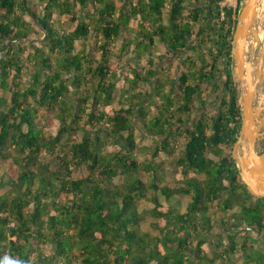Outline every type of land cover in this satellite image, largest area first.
<instances>
[{"label": "trees", "instance_id": "trees-1", "mask_svg": "<svg viewBox=\"0 0 264 264\" xmlns=\"http://www.w3.org/2000/svg\"><path fill=\"white\" fill-rule=\"evenodd\" d=\"M124 1L27 0L44 28L41 33L23 0H0V264H217L215 255L209 256L205 235L220 229L215 224L225 225L223 215L230 219L259 211L247 208L253 197L231 158L240 130L230 72L238 11L232 16L221 8L224 0H195L205 2L211 20L207 39L202 27L196 33L198 42L211 45L210 57H174L179 59L177 72L157 77L158 64L144 59L141 40L147 36L142 34L140 5L137 9L131 2L129 11L112 8ZM236 1L239 10L243 0ZM82 11L91 17H82ZM111 12L116 13L112 26ZM192 12V22L205 18L199 8ZM54 15L66 18L73 30L56 29ZM106 19L110 27L103 24ZM168 28L161 27L162 43L172 51L184 48L191 37L189 25L179 35L177 28ZM98 34L105 42L93 43L99 54L93 62L85 52ZM122 36L121 47L112 54L117 70L108 46ZM25 37L32 41H18ZM76 42L82 46L79 51ZM220 79L226 111L191 119L198 111L194 102L204 109ZM151 111L154 116L147 120ZM40 118L52 120L48 136ZM137 129L138 140L146 139L142 146ZM161 155L172 158L167 167L172 179L165 175ZM80 169L86 176L73 179ZM175 196L189 197L183 213L170 205ZM144 203L150 207L141 208ZM147 219L157 235L140 229ZM256 221L259 226L260 219ZM237 245L230 253L239 250ZM241 251L246 263L264 264L261 248Z\"/></svg>", "mask_w": 264, "mask_h": 264}, {"label": "flooded vegetation", "instance_id": "flooded-vegetation-1", "mask_svg": "<svg viewBox=\"0 0 264 264\" xmlns=\"http://www.w3.org/2000/svg\"><path fill=\"white\" fill-rule=\"evenodd\" d=\"M133 1L135 2V6L137 7V9H138V6L140 5L139 10L142 12V16L140 20V23L143 26L142 34L144 35L146 34L145 36H147L146 38H142L143 39L142 43L144 41V46L146 45L145 56L148 59L155 57L153 53H151L152 51L151 48L153 49L155 43L158 42L159 45L161 46L164 45L159 38V35L162 33L161 27L164 28V30L169 29L168 27H171V26L174 28H177L174 31H176V34L179 35L181 33L180 29L183 28L184 24L189 25V32L191 34V37L188 40V43L184 48H178L176 51L175 50L172 51L168 49L167 51L168 56H171L174 58V57L179 56V52H180V54L181 53L184 55L186 54L185 58L187 57L190 59H193V58L209 59L210 57L209 49H211V45H209L207 49L204 45H202V41L198 42L196 40V33H197V28L202 27L205 30L204 39H207L211 35V29H210L211 26L207 22H205V25H202L204 19L196 23L191 21L190 16L192 14L190 12V7H191V2L195 0L193 1L192 0H141L142 1L141 3L137 2L139 0H125L124 3H121L119 7H116V8L112 7V8H114L116 11H120V10L129 11L130 8L133 7V5H131L132 4L131 2ZM126 2L127 4H125ZM173 4H175L176 6L175 11L172 10V8L174 7ZM193 4H197V2H194ZM237 9H238V4H237ZM173 12H176L177 14L173 16ZM111 13H112V19H111L112 21H110V25L112 26V25H115L116 23V20H115L116 13L115 12H111ZM80 15H82V17L84 18L88 17V15L87 14L85 15L83 11L82 13H80ZM172 18L175 19V22L172 20ZM151 36H153V38H151ZM113 38L114 37L111 36L109 40L112 41ZM150 38L152 39V42H150ZM197 44H199L198 47L196 46ZM196 47L199 48L198 54L193 53V49L196 50L197 49ZM230 72H231V80L234 85L231 62H230ZM222 81L223 79H220V87L218 88V91L216 92V94L212 95L210 91L209 92L210 96L207 97V103H206L205 109L211 108L210 111L212 112V115L210 114L208 118H211V116L213 117L215 114L217 115L218 112L220 113V112L226 111V109L223 108L221 104L222 94H223L222 92L224 88L222 86L223 84ZM235 91L237 93V98H238V109L237 111H235L236 114L234 117L235 119H240V128H241L242 114H241V105H240V100H239V94L241 93V90H237L235 88ZM262 97H264V82L257 88L254 94L253 105H252L253 108L257 109V108L263 107L264 105L263 103L260 104V107H259V102ZM195 100L196 99H194V101ZM194 105H197L196 106L198 108L197 109L198 111H196V114H197L198 112H200L199 109H202V108L198 107L199 106L198 101H195ZM263 114H264V110L261 111L260 117H262ZM233 115H234V112H233ZM262 199L264 198L253 197V198H250L249 201L246 203L247 208L249 209L259 208L258 213L254 212L246 216H242L241 214L239 216V214H237L238 216L236 215L235 218H230V219L226 215H223L222 221L223 223H225V225H223V227H220V229L214 227V232H213L214 234L205 235L204 237V239L206 240L205 245L208 247L209 253H212L218 259L217 262H219L220 264H260L259 261H250L246 263V258L242 254L241 249L242 250L244 249L246 250L254 249L255 250V245H252L251 243V238H252L251 234L260 238L258 235L254 233L255 231H258L257 227L260 226L259 228H261V231H262V233H259V231L258 233L264 234V200ZM236 204L238 205V210L241 211L240 206L243 204V200H239ZM211 213L212 211L210 212V214ZM213 215L211 217L214 219L215 217ZM257 219H260L259 226L256 224ZM229 237H232V238L230 242L228 243ZM234 243L238 244L236 247L239 250H233L230 253V248L232 247ZM221 254H224V256L221 257Z\"/></svg>", "mask_w": 264, "mask_h": 264}, {"label": "water", "instance_id": "water-1", "mask_svg": "<svg viewBox=\"0 0 264 264\" xmlns=\"http://www.w3.org/2000/svg\"><path fill=\"white\" fill-rule=\"evenodd\" d=\"M23 7L35 27L45 33L29 10L27 0H23ZM47 37L45 34L43 38ZM231 68L234 86L241 90L239 100L242 114L241 128L232 146L231 158L248 193L255 198H264V147H260L264 142V114L260 117L264 105L257 109L252 106L254 94L264 82V0H243L241 3L232 38ZM262 103L264 97L259 107ZM255 234L264 241V234L257 231Z\"/></svg>", "mask_w": 264, "mask_h": 264}, {"label": "rangeland", "instance_id": "rangeland-1", "mask_svg": "<svg viewBox=\"0 0 264 264\" xmlns=\"http://www.w3.org/2000/svg\"><path fill=\"white\" fill-rule=\"evenodd\" d=\"M34 3H37V0H34ZM192 3H194V1L192 2ZM121 5V3L120 2H118V5L116 6V7H119ZM77 9L78 10H81L80 8H78L77 7ZM112 11V10H111ZM84 12H86V10H84ZM86 15V14H85ZM88 16H90V14H88ZM91 17V16H90ZM27 18V17H26ZM66 18H60V17H57V15H55L53 18H52V21H53V25H54V27L56 28V29H59V30H63V31H65V32H70V31H72L73 30V24L72 23H69V21H67V20H65ZM203 19V18H202ZM201 19V20H202ZM91 20H92V18H87V19H85V22L86 23H90L91 22ZM111 21V20H110ZM108 19H106L104 22H103V24L104 25H106L107 24V26H108ZM132 23H134V22H132ZM110 24V23H109ZM141 24V23H140ZM50 25H51V23H50ZM204 25H205V23H204ZM128 26V25H127ZM130 26H133L131 23H130ZM205 27V26H204ZM169 31H172V30H168V32ZM168 35H166V32H165V37H167ZM96 37H98V38H94V39H92L91 41H89V43L90 44H88V47L86 48V54L89 56H91V59H89L90 61H96V60H98L99 59V54L98 53H95L94 52V50H92V48H93V43L95 42V41H99L100 42V45H103V43L105 42V40L102 38V36H101V34H98ZM27 39H30V40H27ZM26 40L24 39H21L19 42H23V43H26L27 41H32V39L31 38H27ZM39 39H42L43 40V38L42 37H40ZM130 39L131 40H133V36H132V34H130ZM42 40H36V41H42ZM122 40H123V36L122 37H120V38H117L116 40H115V42L113 43V44H110L109 43V46H108V49L109 50H112V52H111V65H112V67L113 68H116L117 70H119L118 68H120V66H118L117 65V63H116V61H117V58H115L114 57V55H112V54H114V53H117V49H119L120 47H121V42H122ZM141 42H142V40H141ZM157 42V41H156ZM143 44H144V41H143ZM198 45L199 44H197L196 46L198 47ZM205 45V44H204ZM207 45V46H206ZM205 45V47L208 49V46L210 45V44H206ZM75 46H76V50H81V44L79 43V42H76L75 43ZM199 49V48H198ZM151 53H153V55L155 56L154 58H151V59H153V61H154V63H157L158 65H157V73H156V76L158 77V76H160L161 74H171V73H173V74H175L177 71H176V68H177V66H178V64H179V59H176V60H173V59H175V58H173V57H171V56H168V53H167V51H168V47H166V46H161V45H159L158 44V42L157 43H155V45H154V47H153V49L151 48ZM210 50V49H209ZM193 53L194 54H197L195 51H193ZM148 56V55H147ZM185 56H186V54L185 55H183L182 53L180 54V52H179V58H182V59H184L185 58ZM157 57V58H156ZM144 59L145 60H147L148 58L145 56L144 57ZM150 59V58H149ZM193 59H196V58H193ZM144 60V61H145ZM160 60H162L163 62L162 63H158V61H160ZM170 64V66L169 67H166L165 65L166 64ZM172 63H173V65H172ZM164 70L163 71V73L161 72V70ZM169 72V73H168ZM126 73V71L125 72H123V74H125ZM172 76L173 75H170L169 76V80H172ZM144 91H148V93H151V89H150V87H145L144 88ZM154 95V94H153ZM120 96V92H119V94H117V97H116V99L114 100V105L116 104V102L118 101V97ZM153 98H154V96H153ZM148 100H149V98H145V102L147 103L148 102ZM157 103H158V101H157ZM197 106V105H196ZM212 106H213V104H212ZM211 109V108H210ZM210 109H199V111L200 112H198L197 114H194V115H192L190 118L191 119H194V117L195 116H199L200 114H202V113H205L206 115H207V117L211 114L212 115V112L210 111ZM211 112V113H210ZM153 116H154V111H151L150 113H149V115L147 116V120H150V119H152L153 118ZM196 117V118H197ZM195 118V119H196ZM40 120V127L41 128H43V131L45 132V135L46 136H48L49 134H51V129H50V127H51V123H52V120H46V119H42V118H40L39 119ZM190 124V123H189ZM135 136H136V139H137V142H138V145L139 146H142V145H144V143L146 142V139L144 140V141H140V140H138L139 139V137H138V129L136 130V132H135ZM182 147V141L179 143V146H178V150L180 149ZM261 147V146H260ZM262 148V147H261ZM111 151V150H110ZM177 155H178V153L177 152H175L174 153V155L172 156L173 157V161H174V159H175V157L177 158ZM162 156V158H165V156H163V155H161ZM171 159H167V158H165V160H166V164H165V168L167 169V171L165 172V175H166V177L167 178H171L172 177V174L170 173V169L171 168H167V167H169V161L170 162H172V160ZM54 165V164H53ZM52 165V166H53ZM86 174H87V172H86V170L85 169H80V170H78L76 173H74L73 175H72V178L73 179H78V178H83V177H85L86 176ZM199 178H202V176L201 177H199ZM172 179V178H171ZM168 181V185H174V181H169V180H167ZM115 183H117V184H120L121 183V177H117L116 179H115ZM3 192H1L0 191V194H2ZM161 201L163 202V204H165L166 202L164 201V199L163 198H161ZM190 200H189V197H187V196H175V197H173L171 200H170V205H171V207H173V208H176L177 210L179 209V211L181 212V213H183L184 211H185V208H186V205H187V203L189 202ZM140 207L141 208H145V207H150V204H148V203H144V204H141L140 205ZM212 207V209H214V208H216V206L215 205H213V206H211ZM232 218H235V216H233ZM215 225H217V227H221L220 226V224L218 223V224H215ZM140 229L143 231V232H147V233H150V234H152V235H157L158 234V232H156V231H154L152 228H151V221L149 220V219H147V220H145L141 225H140ZM258 232V231H257ZM255 233V232H254ZM251 236H252V238H251V243H252V245H255V249L257 250L258 248H261V252H263L264 253V250H263V248H264V244L261 242L262 240L260 239V238H258V237H256V236H254L253 234H251ZM209 238V237H208ZM261 240V241H260ZM211 255H213L212 253H210L209 254V256H211ZM55 264H59V261L57 260L56 262H55ZM217 264H220L219 262H217Z\"/></svg>", "mask_w": 264, "mask_h": 264}, {"label": "crops", "instance_id": "crops-1", "mask_svg": "<svg viewBox=\"0 0 264 264\" xmlns=\"http://www.w3.org/2000/svg\"><path fill=\"white\" fill-rule=\"evenodd\" d=\"M192 1H193V0H192ZM195 8H199V9H201V10L204 12L205 18H203L204 20H203V24H202V25H204L205 22H207V23L210 24L211 20H210L209 18L206 17V15H207V6L205 5V2L200 1V2L197 3V4H193V3L191 2V7H190V12H191V14H193L192 10L195 9ZM54 16H55V15H54ZM54 16H53V17H54ZM210 26H211V25H210Z\"/></svg>", "mask_w": 264, "mask_h": 264}, {"label": "built area", "instance_id": "built-area-1", "mask_svg": "<svg viewBox=\"0 0 264 264\" xmlns=\"http://www.w3.org/2000/svg\"><path fill=\"white\" fill-rule=\"evenodd\" d=\"M220 7L229 9L232 12V16H234L237 10V2L236 0H225L220 4Z\"/></svg>", "mask_w": 264, "mask_h": 264}, {"label": "clouds", "instance_id": "clouds-1", "mask_svg": "<svg viewBox=\"0 0 264 264\" xmlns=\"http://www.w3.org/2000/svg\"><path fill=\"white\" fill-rule=\"evenodd\" d=\"M225 1V0H224ZM223 1V2H224ZM237 2V1H236ZM227 9V8H226ZM227 10H229V9H227ZM238 11V9L236 10V12ZM3 264H13V262H11V261H6V262H3Z\"/></svg>", "mask_w": 264, "mask_h": 264}]
</instances>
